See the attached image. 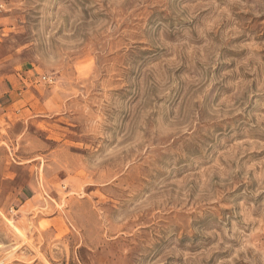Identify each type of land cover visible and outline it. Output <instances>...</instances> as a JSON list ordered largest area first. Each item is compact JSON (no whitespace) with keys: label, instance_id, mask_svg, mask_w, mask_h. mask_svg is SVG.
Instances as JSON below:
<instances>
[{"label":"rangeland","instance_id":"obj_1","mask_svg":"<svg viewBox=\"0 0 264 264\" xmlns=\"http://www.w3.org/2000/svg\"><path fill=\"white\" fill-rule=\"evenodd\" d=\"M0 264H264V0H0Z\"/></svg>","mask_w":264,"mask_h":264},{"label":"built area","instance_id":"obj_2","mask_svg":"<svg viewBox=\"0 0 264 264\" xmlns=\"http://www.w3.org/2000/svg\"><path fill=\"white\" fill-rule=\"evenodd\" d=\"M47 78V76H44V79H46Z\"/></svg>","mask_w":264,"mask_h":264}]
</instances>
